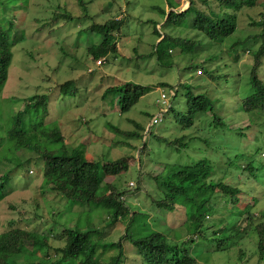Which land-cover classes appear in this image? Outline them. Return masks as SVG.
I'll return each mask as SVG.
<instances>
[{
  "label": "rangeland",
  "instance_id": "374dc122",
  "mask_svg": "<svg viewBox=\"0 0 264 264\" xmlns=\"http://www.w3.org/2000/svg\"><path fill=\"white\" fill-rule=\"evenodd\" d=\"M263 8L264 0L239 11L216 0H0V24L15 36L7 78L0 86V137L6 139L0 142V174L8 168L0 200V233L10 228L9 220L42 234L63 228L93 230L91 237L99 244L95 264H109L120 247L103 251V244L120 240V264H145L125 234L137 238L156 230L167 236L169 245L187 249L197 264H264V259H257V235L246 213L256 217L264 212V111L243 109L244 98L253 92L249 76L259 42L248 38L257 30L251 19L256 20ZM197 12L215 19L236 13V30L220 41L209 39L191 28ZM116 16L119 29L111 34L116 36L117 51L96 65L87 48L97 44L101 32L96 25L89 26ZM162 34L197 45L192 53L167 41L158 45ZM258 75L264 81V57ZM108 87L112 92L102 98ZM187 91L212 101V113L221 122H214L208 111L197 115L189 128L177 124L172 113L185 111ZM161 93L167 95L166 101L160 99ZM124 96L128 99L121 101ZM28 101L36 103L27 104L20 116L26 124L22 126L42 121L57 125L64 136L57 143L40 144L39 154H60L67 145L68 152L98 160L103 179L96 187L43 181V160L33 151L15 152L8 135L11 119ZM159 114L161 121L149 128ZM136 124L143 128L139 129L143 138L116 130H136ZM176 138L184 145L169 143ZM14 154L19 163L14 158L1 163L4 155ZM199 160L209 163L210 176L242 186L243 191L237 204H213L217 212L208 211L198 226L187 218L183 206L169 211L156 200L164 195L157 188L161 181ZM246 163L257 167L254 179L240 173L239 165ZM90 195L117 197L131 212L114 221L106 207L87 200ZM62 240L56 239L53 246H62ZM53 251L49 257H59ZM30 256L27 260H38Z\"/></svg>",
  "mask_w": 264,
  "mask_h": 264
},
{
  "label": "trees",
  "instance_id": "16d2710c",
  "mask_svg": "<svg viewBox=\"0 0 264 264\" xmlns=\"http://www.w3.org/2000/svg\"><path fill=\"white\" fill-rule=\"evenodd\" d=\"M219 4H224L227 8H234L239 11L243 6H254L258 0H216ZM191 6L192 2H189ZM169 6V5H168ZM185 9L179 14H183L189 9ZM69 15L64 14L62 17L68 18ZM172 16V12H169L168 19ZM167 19V20H168ZM237 17L235 14L226 13L224 16L214 18L211 14H205V12H197L195 18L191 22V28L203 33L209 39L220 41L225 37L235 32L237 26ZM120 19L116 16L111 20H106L101 24H92L89 27H95L101 32V37L96 45H91L87 48V51L94 59V62L100 58L105 57L110 52L117 51V40L115 34H111L112 29L115 31L119 29ZM251 24L257 27V30L248 35V38L259 40L257 47L253 53V60L250 68V84L252 87V93L243 100V109L245 111L263 110L264 111V81L258 75V70L262 64V57H264V8L259 11L256 20L251 19ZM250 24V25H251ZM156 25L158 23L156 22ZM5 29L0 24V86H2L7 78L8 66L11 63L13 52L12 47L14 45V34L9 35L5 32ZM157 32V30H155ZM158 33V32H157ZM167 41L171 44H179L181 50L184 52L192 53L193 49L197 45L196 41L189 40L181 37H173L171 35H160L159 44ZM232 51L235 50L239 41L236 40ZM168 53H172L169 48ZM234 59H238L239 55L233 56ZM102 65V64H101ZM198 65V64H197ZM187 71L191 66L188 65ZM197 68V67H196ZM203 72L202 69L197 68ZM200 72V73H201ZM173 88V87H172ZM175 92V89H172ZM107 92H112L110 87L106 88L102 94V98L105 97ZM186 109L184 112L173 111L174 120L177 124L183 128H189L194 125L197 115L201 113L210 112L213 114V103L203 94H192L186 92ZM121 101L128 99L127 96L120 98ZM36 103L34 101H28L26 107L18 111L14 117H12L11 133H9V141L15 146V152L21 150L25 152H35L37 158L43 160V181L53 180V182L62 183L69 186H86V188L96 187L103 179L100 173V162L98 160L87 159L83 155V152L71 150L68 152L67 145L62 147L63 151L60 154H46L40 152V144L43 146L47 144L57 143L61 139H64L63 133L57 125H48L42 121H37L34 125L32 121L27 122V127L22 118L20 117L27 109L28 103ZM170 109V105L168 107ZM172 109V107H171ZM170 109V110H171ZM208 112V113H209ZM213 121L220 123L221 120L213 114ZM36 126V127H35ZM143 130L141 126L136 124V130L124 131L116 129L117 132L125 136H137L143 138L145 134L139 133ZM6 142L5 137H0V142ZM144 141V140H143ZM178 146L184 145L181 138L173 139L169 142ZM141 144V143H140ZM146 146L145 142L142 144ZM264 156V153H262ZM2 164H5V160L9 162L14 159L16 163H19L21 159L14 154V157L3 156ZM14 158V159H13ZM37 160V159H35ZM114 160L113 162H117ZM253 163H246L239 165L240 173H245L246 177L253 178L258 174L257 167L252 165ZM255 165V164H254ZM209 163L205 160H199L191 165L181 166L182 168H176L168 175L167 180L161 181L157 186L158 190L164 195L156 200L157 205L165 207L166 210L172 211L176 205L183 206L187 210V218L198 226L208 217V211H213V204L222 205V202L237 204L240 193L243 191L242 186H238L224 182L223 180L215 179L210 176L211 170ZM259 168V167H258ZM6 172L8 168L4 169V172L0 174V200L4 197L3 191L4 181L7 178ZM239 173V174H240ZM240 180H241V176ZM207 180H210L209 182ZM189 192L191 195L189 196ZM70 194V193H68ZM163 194V193H162ZM92 200L96 204H102L109 210V215L112 220H117L119 217L127 216L131 211L125 205L117 200V197L112 195H105L102 197L89 196L87 200ZM217 199V200H215ZM215 200V201H214ZM253 199L251 204L253 203ZM217 212V211H215ZM214 212V213H215ZM210 213V215H211ZM247 218L253 227V232L257 235V259H264V212L257 214L256 217L247 211ZM13 220H9L10 228L0 233V264H59L60 261L74 262L78 261L79 264H95V255L99 249L98 242H95L91 234L93 230L80 231L76 228H63L60 232L54 234V232L38 233L33 230L24 229L18 226H13ZM125 238L128 239L133 246L136 247L139 256L145 262V264H197L195 256L185 248L179 246H171L168 244L167 236L159 231L153 230L145 236L133 238V236L125 234ZM56 239H63L62 246H53ZM29 243V246L27 245ZM104 246V247H103ZM103 251L112 246L120 247L119 253L114 255L111 260L112 264H120L122 259V243L121 240L118 243L111 242L109 244H103ZM53 249L54 256L57 258L49 257V250ZM102 250L100 253H102ZM31 252L33 258L37 261L27 260ZM41 253V254H39ZM31 255V256H32ZM30 256V257H31ZM25 257L24 259H20ZM110 262V263H111ZM109 263V264H110Z\"/></svg>",
  "mask_w": 264,
  "mask_h": 264
},
{
  "label": "built area",
  "instance_id": "2783aa9c",
  "mask_svg": "<svg viewBox=\"0 0 264 264\" xmlns=\"http://www.w3.org/2000/svg\"><path fill=\"white\" fill-rule=\"evenodd\" d=\"M96 63H97V64H100V63H101V60H97ZM200 72H201V71L198 70V73H200ZM160 99L163 100V101H166V100H167V95H166L165 93H161V95H160ZM160 120H161V117H160V115H158V116L154 117V118L151 120V122L154 123V124H156V123H158ZM129 186H134V183H133V182H130V183H129Z\"/></svg>",
  "mask_w": 264,
  "mask_h": 264
},
{
  "label": "clouds",
  "instance_id": "9594fccd",
  "mask_svg": "<svg viewBox=\"0 0 264 264\" xmlns=\"http://www.w3.org/2000/svg\"><path fill=\"white\" fill-rule=\"evenodd\" d=\"M104 59H105V57L98 59V60H101V63H100V64H97L96 61H95V64H96V65H101V64L103 63ZM89 70H93V68H90ZM173 95H175V92H173ZM168 107H169V104H168L167 108H168ZM159 115H160V114H159ZM160 117H161V119H162V116H161V115H160ZM153 118H154V117H153ZM153 118H152V119H153ZM152 119H151V120H152ZM151 120H150V122H149V128L151 127V125H154V123H152ZM160 121H161V120H160ZM156 124H157V123H156ZM148 131H149V130H148Z\"/></svg>",
  "mask_w": 264,
  "mask_h": 264
}]
</instances>
